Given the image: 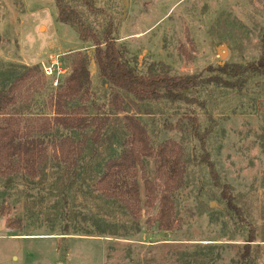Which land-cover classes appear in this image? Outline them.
I'll list each match as a JSON object with an SVG mask.
<instances>
[{"label":"rangeland","instance_id":"1","mask_svg":"<svg viewBox=\"0 0 264 264\" xmlns=\"http://www.w3.org/2000/svg\"><path fill=\"white\" fill-rule=\"evenodd\" d=\"M67 1L98 33L111 22L122 56L140 74L208 78L219 75L218 66L253 63L264 51V0H93L98 15L80 0ZM0 34V89L24 67L40 70L57 57L67 70L60 83L81 52L89 60L91 93L68 109L84 105L88 115L110 117L100 144H87L76 167L56 162L49 146L35 178L0 176V264H264V76L236 89L198 88L190 105L142 103L104 83L94 48L57 21L54 0H0ZM44 79L18 100L24 122L52 114L56 88ZM127 116L145 126L153 150L168 140L183 150L171 231L158 229L157 203L132 219L95 189L104 162L123 149ZM196 126L199 136L210 131L205 150ZM206 156L215 177L201 161ZM143 165L153 180L155 158Z\"/></svg>","mask_w":264,"mask_h":264},{"label":"trees","instance_id":"2","mask_svg":"<svg viewBox=\"0 0 264 264\" xmlns=\"http://www.w3.org/2000/svg\"><path fill=\"white\" fill-rule=\"evenodd\" d=\"M57 21L77 33L82 43H90L94 48L93 62L99 77L111 90L122 91L135 101L142 103L165 102L192 104L193 91L207 86L236 89L253 77L264 76V51L253 63L224 64L217 67L219 75L202 78L201 75L140 74L137 68L124 59L114 38V28L109 22L98 33L88 24L79 11L70 6L67 0H54ZM92 15L101 14L93 0H80ZM1 41V36H0ZM89 60L85 54L73 55L70 73L58 84L50 98L52 114H38L30 121L21 119L18 100L23 91L41 86L44 76L42 69L24 67L6 88L0 89V176L11 179L21 175L30 178L38 176L48 159V147H52L53 159L67 167H76L87 144L97 147L110 117L107 115H88L86 107L80 105L69 110L77 101H88L91 93ZM226 76V78H223ZM43 78V79H42ZM44 79V80H45ZM50 86L51 81L48 80ZM115 102V100H114ZM113 102V103H114ZM122 101V105H123ZM69 108V109H68ZM118 109L117 107L115 108ZM126 138L118 156L108 158L104 164L95 189L111 204H118L132 219H137L143 208L158 204L157 227L171 231L175 225V206L172 193L182 185L184 179L183 150L173 141H165L156 150L151 147L150 137L145 126L134 116L124 119ZM59 129L78 133L81 139L55 137ZM194 136L205 150L204 140L209 130L199 136L197 126ZM155 158V177L151 180L145 172L143 160ZM207 164L210 175L215 177L213 165L208 157L201 160ZM227 206L238 218L240 211L227 199ZM247 242H253L250 238ZM250 253L245 245L243 256Z\"/></svg>","mask_w":264,"mask_h":264},{"label":"built area","instance_id":"3","mask_svg":"<svg viewBox=\"0 0 264 264\" xmlns=\"http://www.w3.org/2000/svg\"><path fill=\"white\" fill-rule=\"evenodd\" d=\"M57 58L50 61L49 64H42L41 66L44 76L51 81L53 87L58 86L60 77L65 75L67 71L62 63L57 61Z\"/></svg>","mask_w":264,"mask_h":264},{"label":"crops","instance_id":"4","mask_svg":"<svg viewBox=\"0 0 264 264\" xmlns=\"http://www.w3.org/2000/svg\"><path fill=\"white\" fill-rule=\"evenodd\" d=\"M0 36H1V34H0ZM1 45H2V38H1V44H0V47H1Z\"/></svg>","mask_w":264,"mask_h":264},{"label":"water","instance_id":"5","mask_svg":"<svg viewBox=\"0 0 264 264\" xmlns=\"http://www.w3.org/2000/svg\"><path fill=\"white\" fill-rule=\"evenodd\" d=\"M124 4H126L125 0H124Z\"/></svg>","mask_w":264,"mask_h":264}]
</instances>
